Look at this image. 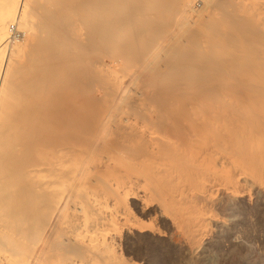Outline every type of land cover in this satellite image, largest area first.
Wrapping results in <instances>:
<instances>
[{
  "label": "bare ground",
  "instance_id": "1",
  "mask_svg": "<svg viewBox=\"0 0 264 264\" xmlns=\"http://www.w3.org/2000/svg\"><path fill=\"white\" fill-rule=\"evenodd\" d=\"M254 187L264 0H0V264H134L136 196L195 250Z\"/></svg>",
  "mask_w": 264,
  "mask_h": 264
},
{
  "label": "rangeland",
  "instance_id": "2",
  "mask_svg": "<svg viewBox=\"0 0 264 264\" xmlns=\"http://www.w3.org/2000/svg\"><path fill=\"white\" fill-rule=\"evenodd\" d=\"M255 188L239 194L231 209L210 208L214 221L193 251L182 223L160 202L130 197L117 224L118 247L134 264H264V193Z\"/></svg>",
  "mask_w": 264,
  "mask_h": 264
},
{
  "label": "built area",
  "instance_id": "3",
  "mask_svg": "<svg viewBox=\"0 0 264 264\" xmlns=\"http://www.w3.org/2000/svg\"><path fill=\"white\" fill-rule=\"evenodd\" d=\"M11 30H12V31H14V28H13V26H11Z\"/></svg>",
  "mask_w": 264,
  "mask_h": 264
}]
</instances>
